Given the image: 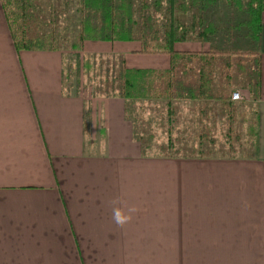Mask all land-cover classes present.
Listing matches in <instances>:
<instances>
[{"label": "crops", "instance_id": "0c3cea01", "mask_svg": "<svg viewBox=\"0 0 264 264\" xmlns=\"http://www.w3.org/2000/svg\"><path fill=\"white\" fill-rule=\"evenodd\" d=\"M136 1L130 0L128 5L125 0H32L29 34L40 35L41 20H47L51 24L45 29H52L61 40L55 39L54 46L45 49L18 52L0 0V264H201L203 260L220 264L232 261L224 255L226 251L235 253L230 243L243 245L236 237L201 235L202 229L221 227L222 223L230 225L228 220L154 218V198L149 192L154 168L149 159L143 158L142 149L147 143L143 145L144 135L139 127H156L153 119L159 115L148 116L143 123L146 113L144 108L141 114L136 111V101L128 112L124 99L107 96L101 90L97 96L86 97L82 91L79 96L71 94L79 89L83 78L71 88L64 87V69L69 62L76 66L71 60L77 53L81 67L85 66L84 58L96 57L98 61L91 65L98 66L99 60L110 57L117 66L122 60L128 70L171 69L172 58L168 54H139L141 42L100 38L139 37L143 27L138 26L141 19ZM134 2L136 5H132ZM186 4L182 20L186 29L193 32L187 41L176 43L174 50L198 54L259 52L260 98L251 100L249 92L244 91L246 100L233 102L232 93L242 90L231 88L223 97L196 92L145 101L157 109L166 105L158 112L166 110L170 127H256L257 155L253 162L241 166L257 175L252 186H262L261 192L264 8L258 16L261 38L257 42L245 38L244 31L242 36L227 38L233 28V23L229 24L232 17L226 15L230 11L213 1L207 11L209 26L220 33L218 37L211 33L206 39V35H200V0H194V7L189 6V1ZM162 21L163 25L169 24V19ZM196 62L186 66L196 67ZM244 109L253 113V125L251 117L243 119ZM237 118L244 122L235 125ZM202 160L186 163L190 170L194 164L196 170L209 164L223 184L219 188L228 189L226 185L235 178L234 159ZM220 165L224 167L220 172L227 174L217 171ZM195 174L201 177L199 172ZM199 181L195 177V190L199 189ZM227 196L226 204L230 200ZM116 200L122 203L113 204ZM124 205L137 211L132 222L120 228L113 222L112 212L114 207ZM258 223L264 224V220ZM176 244L177 254L172 251ZM187 249L193 254H187ZM239 249L246 250L252 261L264 264V249L253 258L251 247Z\"/></svg>", "mask_w": 264, "mask_h": 264}, {"label": "rangeland", "instance_id": "374dc122", "mask_svg": "<svg viewBox=\"0 0 264 264\" xmlns=\"http://www.w3.org/2000/svg\"><path fill=\"white\" fill-rule=\"evenodd\" d=\"M136 3L138 7L140 0ZM157 9L168 12L174 8L159 5ZM110 61L113 64L106 60L107 63H100L98 66L91 65V68L87 70L88 74L86 73L83 77L80 76L83 81H81L79 89L72 90L71 94L79 96L82 91V95L88 97L89 95L97 96V93L104 91L103 94L111 96L107 93L108 88L105 83L102 82L105 80L107 82L109 79L112 81L117 75L112 69L114 61ZM99 67L101 70L98 69ZM237 78L233 86L242 87ZM245 81L248 82V77L245 78ZM115 85L120 87L119 80L115 81ZM115 89L119 90L117 87ZM145 100L144 98L135 100L138 102V110L136 109V111L141 114L144 108L143 113H146L143 123L148 116L159 115L157 119H153L156 127H139L141 135H144L143 145L147 143L144 147L149 148L146 151L150 155L148 157L143 154V158L149 159L154 168L153 185L149 189L150 195L154 198V218L228 220L231 222L230 225L222 223L219 225L221 227L202 229L203 233H201L206 237H236L243 242V245L235 241L230 243L229 246L235 248V253L232 255L230 251H226L224 255L232 261L220 264H263L260 260L259 262L252 261L246 250L239 249L251 247L252 258L257 254L256 252H262L264 249V224L258 223L260 220H264V190L259 192L262 186L258 187L256 184L252 186L255 181L253 178L257 175H254L250 169L241 166L244 163L248 165L253 162L257 155V139L254 137V133L253 135L250 134L252 127H170L166 121L168 119L166 110L162 114L158 112V109L160 111L166 109V105L164 109H157V107L148 105ZM244 110L243 119L250 118L252 114H249L248 109ZM164 119L165 121H163ZM243 119L241 121L238 118L235 119V125L240 122L243 123ZM253 122L254 119L252 118L250 123ZM228 130L231 137H228ZM237 134L241 136V143H238L236 139ZM240 136L238 137L240 138ZM226 137L233 139L236 152L232 150L233 147L228 146ZM196 158L198 161L203 159V162H208L206 160L234 159L235 178L226 185L228 189L219 188V185L223 184L217 178L218 174L208 166L209 164H203L198 170L194 164L190 170L186 161H192ZM166 160H170V163L165 162ZM222 169L224 167L220 165L217 171L220 172ZM195 172H199L201 177L198 178ZM220 173L227 174L225 172ZM243 174L244 177H241L240 175ZM195 177L201 181H199V189L197 190L194 187ZM260 177L262 176L260 175ZM225 196L230 198L227 204L224 202ZM150 203L151 199L149 205ZM220 231L223 232L219 233ZM172 251H175L176 254L179 252L177 244L172 248ZM189 253L192 252L187 249V254ZM214 257L218 256L214 255ZM207 262L210 261H200L201 264H207Z\"/></svg>", "mask_w": 264, "mask_h": 264}, {"label": "trees", "instance_id": "16d2710c", "mask_svg": "<svg viewBox=\"0 0 264 264\" xmlns=\"http://www.w3.org/2000/svg\"><path fill=\"white\" fill-rule=\"evenodd\" d=\"M188 1L189 6L194 7V0H140L138 16L141 21H138V26L141 24L143 29H139V37L134 35H119L117 37L109 35L100 36L104 40L118 38L124 41H138L142 44V50L138 52L139 54H168L172 58L171 69L165 71L128 70L121 63L122 60L118 66L114 62L115 66L112 69L117 73L116 77L112 81L109 79L107 82L106 80L102 82L108 88L107 93L111 96H118L124 99L128 112L131 107L132 110L134 109L133 105L137 99L168 100L172 97L176 98L180 94L196 92H199V94L216 93L220 94V97H223L226 93L230 92L231 88H241L242 91H239L240 89L235 91H239L243 99H246L244 91L249 92L251 100H258L260 98L262 81L259 52L211 51L210 53L198 54L181 53L174 50L176 43L187 41L188 36L191 34L190 32H193V30L186 29L182 20V12L186 9ZM211 1L217 3V5L221 4L227 7L230 11L226 15L232 17L229 20V24L233 23V28L231 29V34H229L230 36L227 35V38L232 39L235 34L242 36L240 33L244 31L246 34L244 35L245 38H250L252 41H260L261 26L258 16L260 15V10L264 8V0H200L203 9L199 21L202 28L200 35H206V39L212 35L211 33H213L214 37H218L220 33L217 31V28L212 29L209 26L207 11L209 10ZM2 2L10 27L12 41L18 52L41 50L45 49L48 45L54 46L55 39L60 42L61 37H57L58 35L54 34L52 29H45V27L51 24V21L41 20L42 30L40 35L39 33L35 36L29 34V13L32 0H2ZM125 2L130 5V0H125ZM159 5H166V7L174 9L162 12V10L157 9ZM115 6L117 8V5ZM190 10H193V8ZM109 15H112V13H109ZM165 18L169 19L168 25H163L162 19L164 20ZM54 23L53 21L52 24ZM43 31L45 32L43 33ZM146 32H149V35ZM79 59L80 55L77 53L71 60L76 63V66L74 67L72 62H69L68 67L64 69L65 88H71V85L80 80L81 73L83 72L85 75L87 70L91 68L92 62L95 61L94 63H96L98 61L95 60L96 57L84 58L85 66L81 67L79 66ZM106 59L107 62L113 64L109 60L110 57ZM99 61H101V64L106 62L104 59ZM194 61H197L196 63L199 65L196 67L186 66L193 65ZM98 69L101 70V67ZM246 77H248V82L245 81ZM195 78H197L196 81ZM236 78L242 87L233 86ZM116 80H119L120 87L115 85ZM116 87L119 90H116ZM251 114L252 120L253 113ZM251 132L250 134L253 135L254 133V137L256 138V127H252ZM229 133L230 131L228 130ZM135 135L140 138L139 133L136 132ZM238 136L240 135L237 134L236 139L238 143H241V136L240 138ZM228 137H231V135L229 134ZM226 139L228 140V146L233 147L232 150L236 152L233 139L227 137ZM142 150L144 155L148 154L146 148Z\"/></svg>", "mask_w": 264, "mask_h": 264}, {"label": "clouds", "instance_id": "9594fccd", "mask_svg": "<svg viewBox=\"0 0 264 264\" xmlns=\"http://www.w3.org/2000/svg\"><path fill=\"white\" fill-rule=\"evenodd\" d=\"M122 203L119 200L113 201V204ZM126 209V210H125ZM137 211L135 207H127L126 205L121 207H114L112 212L113 222L120 228H124L130 224L133 220V214Z\"/></svg>", "mask_w": 264, "mask_h": 264}, {"label": "built area", "instance_id": "2783aa9c", "mask_svg": "<svg viewBox=\"0 0 264 264\" xmlns=\"http://www.w3.org/2000/svg\"><path fill=\"white\" fill-rule=\"evenodd\" d=\"M231 99L233 102L242 101L243 97L239 91H234L231 95Z\"/></svg>", "mask_w": 264, "mask_h": 264}]
</instances>
